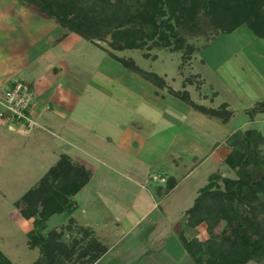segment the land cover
<instances>
[{
  "label": "rangeland",
  "instance_id": "rangeland-1",
  "mask_svg": "<svg viewBox=\"0 0 264 264\" xmlns=\"http://www.w3.org/2000/svg\"><path fill=\"white\" fill-rule=\"evenodd\" d=\"M65 28L69 33L68 72L83 88L73 113L64 115L61 122L58 118L51 128L39 123L36 112L40 109L30 110L36 121L32 128L0 119V253L13 264H50L44 244H33L28 237L36 218L41 221L39 240L62 241L63 247L50 246L55 256L51 259L62 264L66 259L65 264H90L91 255L81 253L86 247L92 249L89 245L97 239L105 243L104 248L114 245L100 264H139L136 258L144 246L161 241L156 240L159 235L154 240L152 235L151 241L149 225L166 232L164 250L175 258L180 255L177 262L164 264H195L190 257L183 260L185 251L176 233L185 230L199 188L216 171L236 176L224 159L231 136L250 127L264 134V112L251 117L247 111L264 99V40L246 25L211 41L204 35L190 37L193 44L208 46L187 62L181 51L156 46L150 40L140 41L133 49L117 50L132 56L143 69L157 72L169 86L188 90L190 101L212 108L227 103L232 114L224 124L196 110L190 101L175 97L167 86H154L112 58L104 50L111 37L98 45L69 22ZM190 74L195 77L187 83ZM47 116L52 122L51 115ZM62 153L89 171V181L73 194L75 213L67 212L65 199L53 193L55 202L50 196L44 206L55 211L46 219L41 220L40 212L24 217L22 196L38 185ZM161 176L174 179L176 185L171 188ZM151 201L160 203L159 208L141 218ZM255 214L264 221V213ZM202 223L195 228L198 234L207 227L215 246L223 242L220 246L225 249L231 238L239 240L243 232H233L225 217L212 228ZM213 229L216 234H211ZM55 232L61 237L56 238ZM74 240L76 255L69 260L70 249L66 248ZM245 264L257 263L248 260Z\"/></svg>",
  "mask_w": 264,
  "mask_h": 264
},
{
  "label": "trees",
  "instance_id": "trees-1",
  "mask_svg": "<svg viewBox=\"0 0 264 264\" xmlns=\"http://www.w3.org/2000/svg\"><path fill=\"white\" fill-rule=\"evenodd\" d=\"M27 3L60 24L69 22L72 28L76 27L98 45L106 43L105 37H111L109 48L104 50L112 58L140 74L154 86H167L169 92L182 101H190L188 90L180 91L169 86L157 72L143 69L132 56L121 55L117 50L133 49L142 43L140 41L150 40L156 46L181 51L183 62H187L195 53L208 46L206 43L200 48L189 41L190 37L204 35L211 37V41L220 34L231 33L246 25L257 38L264 40V0H27ZM100 45L104 47L103 44ZM145 56L150 55L146 53ZM200 61L205 63L203 58ZM194 77V74H190L186 78L187 83H192ZM190 104L204 114L221 119L224 124L231 119L232 111L227 103H222L219 108L193 101ZM247 111L251 117L254 113L264 112V99L251 105ZM26 112L29 114L30 109ZM231 137L230 150L224 159L236 176L225 175L222 171L209 175L208 182L200 188L194 204L189 208L186 228H193L203 221L212 228L225 217L233 232H243L239 240L230 239L227 249L220 247L223 242L218 244L219 247L215 246L217 244L214 240L207 242L211 244L212 252L208 249L210 257L205 260L204 246L208 245L194 242L195 253L199 251V256L196 257L200 264H245L248 260L258 261L264 258V221L256 218L255 214L264 213V134L257 127H250ZM172 180L174 179L168 181L171 188L175 185ZM88 181L89 171L74 162L70 155L62 154L38 185L22 196V215L31 218L40 212L41 220L46 219L55 211H49L44 206L53 193L56 197L59 194L57 199H65L66 211L73 213L75 207L71 202L72 197ZM70 195L72 196L69 198ZM51 199L54 202L56 200L52 196ZM40 223V220L34 219V226L28 237L33 244H44L48 260L51 261V257L55 256L50 246L63 247V243L58 239L39 240ZM54 236L61 237L56 232ZM184 242L188 250L194 253L192 242ZM75 243L76 240L66 248L70 249L67 255L69 260L76 255L73 250ZM87 249L82 251V256H85ZM91 256V262L98 258L96 254ZM0 264L13 263L0 253Z\"/></svg>",
  "mask_w": 264,
  "mask_h": 264
},
{
  "label": "crops",
  "instance_id": "crops-1",
  "mask_svg": "<svg viewBox=\"0 0 264 264\" xmlns=\"http://www.w3.org/2000/svg\"><path fill=\"white\" fill-rule=\"evenodd\" d=\"M58 28L61 31H59V34L56 33ZM68 35L69 33L65 25L58 23L54 18L39 13L30 7L27 0H0V101L5 90L15 80L28 82L34 93V101L30 110L35 111V109H40L38 112L35 111L38 113L37 119L42 125L46 126L48 124L47 127L49 128H51V124H55L54 121H57L58 118V121L61 122L64 115L73 113L82 95L83 88L77 83L76 78L68 72L71 66L68 62V53H70L67 46ZM75 76L78 77L79 74H75ZM47 114H50L53 118L52 122H49L46 118L48 117ZM161 177L164 178V176ZM168 181V179H165L164 182L168 183ZM157 194L162 196L160 192ZM159 206L160 203L158 204L156 201L153 203L151 201L150 207L141 215V218L150 217L154 207L159 208ZM202 224L200 222L193 227L194 229H186L184 234H182V229H180L178 234L174 231L177 237L179 236L181 239L179 240L185 251L183 260H188V257H190L191 261H194L195 264H200L196 257L199 256V251L195 253L196 247L194 242L208 245L204 246L205 256L203 258L204 260L209 259L210 253H208V249H212V246L207 242L211 241V235L206 231L207 227L205 228L204 226L201 234H198V230H195V228H199ZM213 231L211 234H216ZM147 232V235L149 234L151 237V241L152 235L153 240L155 239L154 236L159 235L156 240L159 241L161 239V241L154 242V245L144 246L143 253L140 252V256L136 258L139 259V264H164L165 262L178 261L180 255L175 258L172 257L169 251L164 250L166 247L164 242L166 238L165 231H159L155 228V225L154 227L149 225ZM184 240L192 242L191 247L194 253L188 250ZM97 241L89 245L92 249H87L86 251V254L98 255V258L90 264H100L105 256L110 254L109 251L114 248L113 244L104 248L103 245L105 243L100 239H97ZM211 249L210 252H212ZM51 261L54 264H62V261L57 260V258ZM253 261L257 264H264V258Z\"/></svg>",
  "mask_w": 264,
  "mask_h": 264
},
{
  "label": "built area",
  "instance_id": "built-area-1",
  "mask_svg": "<svg viewBox=\"0 0 264 264\" xmlns=\"http://www.w3.org/2000/svg\"><path fill=\"white\" fill-rule=\"evenodd\" d=\"M34 101V93L30 84L24 80H15V82L9 86L2 97L0 119L6 121H12L14 123L22 122L26 128H32L36 125V121L33 120L26 112L31 109ZM155 177V176H154ZM165 181V179L163 178Z\"/></svg>",
  "mask_w": 264,
  "mask_h": 264
}]
</instances>
